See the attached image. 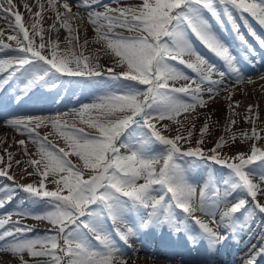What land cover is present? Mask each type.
Here are the masks:
<instances>
[{"label": "snow or ice", "instance_id": "obj_1", "mask_svg": "<svg viewBox=\"0 0 264 264\" xmlns=\"http://www.w3.org/2000/svg\"><path fill=\"white\" fill-rule=\"evenodd\" d=\"M74 2L94 27L92 41L81 42L79 25L73 27V22L84 17L72 12L68 0L63 11L56 0H48L55 20L47 30L45 4L22 0L35 18L31 34L14 0L0 2V19L7 21L14 33L8 39L15 42L0 39V91L14 93L17 105L40 89L52 93L65 81L95 85L101 93L67 112L4 119L36 151L30 154L26 141L19 140L27 167L11 174L13 153L5 150L6 161L0 156V178L12 182L0 186V209L24 194L12 211L0 215V264H127L114 236L127 244L139 233L157 229L193 247L204 244L210 262L217 248L245 226L241 215L250 202L264 213V147L250 143L248 152L225 151L238 139L264 144V135L253 127L238 137L226 128L230 134L205 150L211 117L205 116L197 135L193 116L219 92H230L229 78L235 84L253 82L243 61L253 63L256 50L241 25L264 48V37L248 19L264 27V0H138L134 5L114 0L115 7L102 0ZM34 7L39 10L33 12ZM57 23L68 32L62 49L58 35H52L59 31ZM226 24L245 49L242 57L218 35ZM192 35L219 65L196 50ZM89 43L100 47L86 54ZM101 53L107 63L100 62ZM236 107L239 102H230V110ZM252 108L245 117L249 122ZM229 122L236 124L235 119ZM49 125L52 131L41 135L38 130ZM51 135L63 146L49 140ZM209 161L223 166L226 177L218 179L207 169L200 175L201 165ZM17 175L35 179L21 183ZM29 218L47 222V232L29 237L36 232L22 222ZM261 258L264 244L243 264H258Z\"/></svg>", "mask_w": 264, "mask_h": 264}, {"label": "bare ground", "instance_id": "obj_2", "mask_svg": "<svg viewBox=\"0 0 264 264\" xmlns=\"http://www.w3.org/2000/svg\"><path fill=\"white\" fill-rule=\"evenodd\" d=\"M41 1L45 4L44 12L46 10L52 12L48 7V0ZM0 2H3V0H0ZM14 2L19 6V10L24 17V20L33 23L35 18L29 17V14L22 7V0H14ZM64 2L65 0H56L57 7L62 8L61 6ZM68 2L72 7L73 13L79 12L81 16H87L84 10L76 7L74 0H68ZM38 10L39 9L36 11ZM52 14L55 15L53 12ZM248 19L257 34L264 37V27H261L252 17L249 16ZM6 23L7 21L5 19H0V29H3L4 33L0 36V39H2L5 43L15 44L14 41H10L8 39V37L14 33L6 27ZM241 30L246 35L249 43L256 50V55L253 57V63L243 61V69L247 74V78L253 82L248 83L245 81L244 83L235 84L233 80L229 78L226 83L230 92L234 91V94L231 95V100L238 97L245 91V89L250 90L251 96H256V101L252 104L255 109L253 114L256 111V115L258 114V116H262L263 120L258 118L254 119L252 124L247 123L246 132L250 133L253 126L257 127L258 132L264 135V80L260 79L261 76H264V48H260L258 42L248 33L247 28H245L243 24L241 25ZM82 31L83 34H90L87 28L83 27ZM218 35H220V37L233 48L238 57H242L245 49L241 46L236 33L232 31L229 24L220 28L218 30ZM190 38L197 51L210 61L216 62L219 65L217 58L214 57V55L211 54L194 35ZM178 67L186 73L189 72L191 75H194L191 70L186 69L184 66L178 65ZM7 92H2L0 94V156L4 157L5 161L8 157L5 149L2 147L12 146L11 141H14L10 135L4 134V132L9 129L3 123L5 118H13L15 116L26 114L52 116L71 109L73 103L69 96L61 100V93L57 95H51V93H48L43 95H33L25 104L17 105L14 99H11L13 96H9ZM230 92L221 91L216 95L215 100L210 102H217L220 100L229 101L228 96L230 95ZM204 98L207 99V94H205ZM244 108L248 109L246 106H244ZM248 115L249 113L247 111L245 116ZM246 142L248 145L250 143H256L258 146L264 147V144L260 141ZM211 147L212 146L208 148ZM238 151L248 152L249 148H239L235 152H226L228 154H235ZM16 161H20V158ZM257 164H259V162H257ZM205 169L212 171L218 179L222 176L226 177L227 175V170L223 166L216 165L211 161L201 165L199 170L200 175H206ZM0 179L4 180L3 178ZM33 179H35V177H28L23 180L18 178L17 180H20L21 183H29ZM21 194L22 193H20L19 196H21ZM239 195H243V193H240ZM201 218L206 219L203 215H201ZM241 220L246 221L245 226L236 234L235 238L228 239L223 243V245L217 248V250L212 254L210 262L206 261L204 244H200L196 247L191 246V249L187 245L184 247L179 245L178 248H176L171 244V241L173 242V240L167 236V233H163L164 229L143 231L135 238L130 239L133 241H140V244L142 245V249L136 253H133L127 244L120 241L118 237L116 242L119 248L123 250L125 254L124 258L126 259L127 264H243L244 259L253 251L254 248H258L260 245L264 244V213H260L259 210L255 208V205L250 202L248 212H244L241 215ZM258 264H264V258H261Z\"/></svg>", "mask_w": 264, "mask_h": 264}, {"label": "rangeland", "instance_id": "obj_3", "mask_svg": "<svg viewBox=\"0 0 264 264\" xmlns=\"http://www.w3.org/2000/svg\"><path fill=\"white\" fill-rule=\"evenodd\" d=\"M30 4H33L35 2V0H27ZM43 2V1H41ZM138 2V0H121V3L124 5H134ZM102 3L104 4H110L112 7L116 6V3L114 2V0H102ZM102 7L98 8L97 10H103L101 9ZM38 8H33V12H35ZM61 11H63L62 8H60ZM42 16L44 17L43 20V27L47 30L50 28V25L54 22L55 20V15L52 14V12H49L48 10H46ZM84 17L83 21H74L73 22V27H76L77 25H79L78 27V32H79V36H80V40L81 42L87 38L89 41H92L95 37V31H94V27L93 25H91L88 21V17L85 15H82ZM26 22V27L29 28L30 34H31V24L28 21ZM83 27L87 28L88 31L90 32V34L86 33L83 34ZM57 28L59 29L58 33L57 32H53L52 35L53 37H56L58 35L59 40L62 42L61 43V49L63 48V42L65 41L66 36L68 35L67 29L63 28L60 26L59 23H57ZM118 31H120L118 29ZM125 35H127V32H124ZM45 36L47 38V32H45ZM37 42H39V38L37 37ZM11 44V43H10ZM13 46L15 44H12ZM100 47L99 45L93 44V43H89L85 52L86 54L92 52V50L94 48H98ZM60 49H58L59 51ZM238 50V49H237ZM2 55V54H0ZM101 63H107L106 58L103 56V54L101 53ZM187 74L191 75L189 72H187ZM104 79H107V77H104ZM99 83V82H97ZM183 83V82H180ZM2 92H7V91H0V94ZM9 96H14V93L12 92H7ZM61 93L62 95V99H65L67 96H69L70 100L72 99V108H79L81 104L83 103H90L92 102L95 97L97 95H100L101 93L99 92V90L97 89V87L95 85H90V84H84V83H80L79 86H75L74 84H69L67 81L63 82L61 84V87L59 89H57L56 91H53L51 93V95L53 94H59ZM43 94H48V92L44 89H40L38 90L34 95H43ZM13 99V98H11ZM256 96H251L250 94V90L249 89H245V91L243 93H241L238 97H235L234 99H232L231 101L229 100H220L217 102H209L208 106L206 108H198L197 109V116H193V120L195 121V130H196V134L199 135V129L201 128L202 124L205 122V116H210L211 119L208 121L209 125H210V135H208L206 137V144H205V149L213 146L214 142L217 141V139L220 136H228L230 133L228 131H226L225 129H231L232 133H235L238 137L240 136L241 132H246V124H252L254 119H257V115H256V111L254 112V107L252 108V122H249L248 120L245 119V113L247 112V108H244V106L249 107L250 105L254 104V102L256 101ZM254 100V101H253ZM231 103H235V102H239V107H236L232 110H230L229 108V104ZM71 108V109H72ZM70 109L64 111L67 112ZM233 111L236 113V115H233ZM259 119H262V116H258ZM231 119H235L236 124L232 125L230 124V120ZM78 126H82V125H78ZM253 128V126H252ZM257 129L258 132V128L255 127ZM87 130V129H86ZM41 135H44L45 133L51 132V126L49 125L48 127H41L38 130ZM259 133V132H258ZM4 134H8L13 138V142L12 146H4L2 147L3 149L7 150L8 152H12L13 153V164H12V169L9 170L10 174L15 172L17 170V168H24L27 167V165L24 164V161L27 159V157L24 154L23 148L22 146H20L18 144V141L21 139H24L26 141V147L28 149V152L30 154H34L36 151V146L26 138V136L19 134L17 131H15L14 129H7ZM49 140H52L55 143H59L61 146H63V141L56 135H51L49 136ZM247 140L244 139H238L237 142L232 145L230 142V146L227 147L225 149V151L228 152H235L237 151L239 148H244V149H248L249 145L246 142ZM18 144V145H17ZM123 151V150H122ZM1 152V149H0ZM20 158L21 164L18 166L16 164V160ZM73 159V162H76V158L75 157H71ZM28 171H32V169L29 167ZM20 178L19 175L16 176V179ZM34 178V177H33ZM4 183H11V181H5ZM3 183V184H4ZM2 184V185H3ZM1 185V186H2ZM20 193L17 195L16 200L13 201L12 204L8 205L5 209H0V215H3L6 212L12 211L13 208L16 207V202L19 201L20 199L23 198V193L21 194V196H19ZM19 196V198H18ZM18 217L13 216V219H17ZM23 223L28 224V225H32L36 228V232L34 233H29L28 236L29 237H34L36 235H43L45 232H47L49 225L47 222L45 221H37L34 219H24L22 220ZM166 229H165V233H166ZM167 236L173 240V242L171 241V244L173 246H175L176 248H178L179 245L181 246H189L191 249V245L188 243H185L183 241H179L177 239V237L172 236L170 233L167 234ZM96 243V242H94ZM13 264H15V262H13ZM130 264V263H129Z\"/></svg>", "mask_w": 264, "mask_h": 264}]
</instances>
